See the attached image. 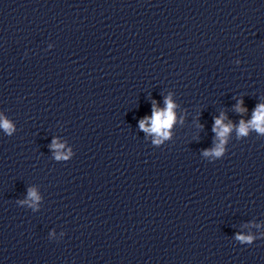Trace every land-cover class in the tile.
Masks as SVG:
<instances>
[{
  "label": "clouds",
  "instance_id": "clouds-1",
  "mask_svg": "<svg viewBox=\"0 0 264 264\" xmlns=\"http://www.w3.org/2000/svg\"><path fill=\"white\" fill-rule=\"evenodd\" d=\"M166 104V110L163 112H157L155 109L153 110V117H145L144 120L140 121V128L145 131H151L154 133H159L162 128H168L173 122H174V113L173 109L175 105L171 102L170 98H166L165 100ZM244 109H241L239 106L237 108V111H243ZM264 119V106L257 105V109L253 113V120L249 122L248 125L245 124L244 121L240 122V126L238 128V133L241 135H246L248 132L249 127L255 128L257 131L264 133V127L261 126V121ZM151 120L152 127L150 129L145 127V121ZM0 127H3L6 131L11 133L12 125L9 121L3 120L0 121ZM213 131L217 133V135L221 138V144L217 146V148L214 150L215 156L220 157L222 153L224 152L223 148V138L227 136V134L231 131V125H224L222 123V118H216L213 126ZM167 133H165V136ZM53 147H62V145H58L53 142ZM204 155H209V152L205 151ZM60 157L57 156V159ZM66 158V157H65ZM30 196L35 198V192L32 191L29 193ZM242 241L247 240L248 242H251V237H238Z\"/></svg>",
  "mask_w": 264,
  "mask_h": 264
}]
</instances>
